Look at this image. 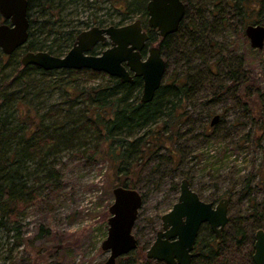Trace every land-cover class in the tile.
Masks as SVG:
<instances>
[{
  "label": "rangeland",
  "instance_id": "rangeland-1",
  "mask_svg": "<svg viewBox=\"0 0 264 264\" xmlns=\"http://www.w3.org/2000/svg\"><path fill=\"white\" fill-rule=\"evenodd\" d=\"M34 1L29 17L38 27L46 15L40 14V6ZM128 1L131 0L66 3L60 11V21L37 35L49 44L53 40L58 42V30L82 31L99 26V22L105 27L140 19L146 26L147 16L139 11H127ZM229 1L187 0L183 26L168 39L162 52L166 62L162 84L184 82L187 91L185 99L176 101L169 115L164 114L156 123L133 135L149 130L144 135L147 146L141 148L138 142L133 145L132 152L138 148L144 152L130 154L132 160L136 155L141 158L140 167L135 163L130 173L143 198L132 230L138 249L117 264H131L135 262L133 258H138L139 264H158L145 261L142 254L145 256L160 226V216L176 201L179 194L176 186L182 178L203 199H229V221L223 229L227 239L226 247L223 246L225 264H255L254 236L264 223L259 216L264 208V129L259 128L264 124V48H252L245 34L248 24L257 23L256 3H248L247 12L239 17ZM159 37L157 32L152 33L153 43ZM104 48L105 45H98L95 53ZM22 54L18 50L14 55L4 54L3 58L11 61L17 57L20 61ZM240 69L247 73L248 82L230 80L229 72L237 76ZM108 77L103 72L73 74L77 88L82 90L105 84ZM36 78L48 80L44 76ZM72 84H56L44 90L37 97L40 113H47L51 121L67 116L76 120V125L82 124L86 103L81 101V96L73 98L71 106L65 102L68 96L65 89H70ZM44 86L40 84L34 92L42 91ZM241 86L249 88L251 99L245 96L247 92L240 91ZM256 88L261 94H255ZM140 95L141 91L138 99ZM101 112L107 115L104 110ZM215 114L219 119L210 126ZM51 121L46 119V123ZM69 124L67 130L71 128ZM87 130L88 126L83 125L78 131L83 132L64 140L48 159L59 173L58 181L47 177L45 172L32 176L38 196L19 217L18 233L20 238L33 240L34 247L25 242L15 245L16 231L0 236V264H102L107 258L109 253L101 249V243L107 233L108 207L113 201L111 190L124 176L117 173V166L108 156L102 155L104 148L90 155L92 143L88 133L91 131ZM127 138L132 140L131 136ZM152 141L156 147L150 148ZM34 168L32 165L31 169ZM40 226L43 233L48 231V236L34 239ZM240 238L243 242L238 247ZM63 243H67L65 248Z\"/></svg>",
  "mask_w": 264,
  "mask_h": 264
},
{
  "label": "trees",
  "instance_id": "trees-1",
  "mask_svg": "<svg viewBox=\"0 0 264 264\" xmlns=\"http://www.w3.org/2000/svg\"><path fill=\"white\" fill-rule=\"evenodd\" d=\"M73 1L76 0H66V2L65 0H36L40 6V14L46 15V18L41 19L40 25L35 27L36 22L28 16L29 37L27 43L19 50L20 53L44 50L52 55H62L70 47L79 31L61 32L58 30L57 33L60 34L57 37L58 42L54 43L53 40L49 44L44 43V39H39L37 34H41L45 28H52L57 21H60V11L63 10L66 3ZM182 2L185 4L187 12V0H182ZM250 2L257 5V23L264 25V0H230L228 3L233 6L234 13L240 17L247 12V4ZM146 4L147 0L128 1L126 4L127 11H139L145 14ZM185 15L179 30L183 26ZM102 23L99 22V26ZM151 35L152 33L149 34L150 39ZM173 36L159 37L156 42L160 46L161 52L166 49L168 39ZM151 44H153L152 39ZM10 55H14V53ZM3 56L4 54L0 51V236L16 231L13 235L15 245L25 242L27 246L34 247L33 240L19 237V217L38 196V186L35 185V179H32L35 173L45 172L47 177L55 178L56 181L59 180V173L48 162V159L58 150L60 144L64 143V140L76 138L79 129L83 125L88 126L87 131L90 130L91 132H85L88 133L92 143V148H89L90 155H94L97 149L101 148L102 150L104 148V151L101 152L102 155L108 156L112 164L117 166V173L120 172L124 176L118 185L136 189L130 173L135 163H137L135 166L140 167L141 158L138 156L132 160L130 154L136 142L141 148L147 146L144 135L149 133V130L143 131L142 134L135 137L133 136L134 133L136 134L156 123L164 114L169 115L174 109L176 101L181 102L185 99L187 88L184 82L165 83L155 92L151 101L142 103L140 98H137L142 87L141 78H134L131 83H122L118 78L109 76L105 84H96L82 90L77 88L73 74L97 75L101 72L88 69L46 71L36 65L22 66L17 57L7 61L4 60ZM10 66H12L11 70L5 72ZM238 73L239 75L236 76L233 71H230V80L233 82H239L241 79L244 82L249 81L245 71L240 69ZM39 76H44L48 80H38L36 77ZM68 82H73V84L70 89H65L68 94L65 102L71 106L70 102L73 98L81 96V101L86 103L84 106L85 120L82 124L76 125V120L68 119L67 116L60 117L57 122L51 121L52 117H49L47 113H40V102L37 97L44 90H50L56 84L64 85ZM42 83L45 85L42 91L34 92L35 88ZM73 90L74 95L72 94ZM248 90L247 86L245 88L241 86L240 91L247 92L245 96L251 99V93ZM254 92L256 95L261 94L259 88H256ZM102 110L107 115L102 113ZM47 118L50 119L51 124L46 123ZM68 124L71 128L67 130ZM259 128L263 130L264 124H261ZM64 129L67 131H62ZM81 132L83 131L78 132V134ZM130 136L132 140L127 138ZM155 144L156 142L152 141L148 147H156ZM135 151L144 152V149L138 148ZM32 165H35L34 170L31 169ZM259 216L264 219V208L259 212ZM259 228H264V223L259 225ZM39 229L40 232L34 239L41 235L48 236V231L42 232V226ZM241 242L243 239H237L236 245L239 247ZM66 246L67 243H63V247ZM224 252L222 245H220L217 256L209 255L207 259L200 257L199 261L196 260V264H225ZM37 254L39 255L38 251ZM128 255L118 258L117 263ZM142 256L145 261H149L144 254ZM133 260L135 262L131 264L141 263L138 258H133Z\"/></svg>",
  "mask_w": 264,
  "mask_h": 264
},
{
  "label": "water",
  "instance_id": "water-1",
  "mask_svg": "<svg viewBox=\"0 0 264 264\" xmlns=\"http://www.w3.org/2000/svg\"><path fill=\"white\" fill-rule=\"evenodd\" d=\"M28 0H0V51L10 55L20 50L28 41ZM147 27L156 30L160 38L179 30L186 9L182 0H148ZM245 34L252 48H264V25L248 24ZM108 42L109 47L99 54L90 51L98 44ZM149 34L140 19L123 25L92 26L78 33L71 48L62 56L47 51H27L20 57L22 66L36 65L46 71L59 69H88L131 83L141 78L140 102L152 100L162 83L166 62L157 44L147 46ZM147 46L146 55H143ZM219 119L213 115L209 125ZM113 201L108 207L107 233L101 249L109 254L102 264H116L117 258L134 252L138 240L132 233L139 210L143 204L135 188L116 185L111 190ZM162 230L145 251L148 259L167 264H191L192 249L199 227L207 223L217 237L229 221L228 200L221 199L215 206L201 200L186 179L180 184V193L172 209L161 216ZM176 237L174 240H170ZM253 261L264 264V229L255 234Z\"/></svg>",
  "mask_w": 264,
  "mask_h": 264
},
{
  "label": "flooded vegetation",
  "instance_id": "flooded-vegetation-1",
  "mask_svg": "<svg viewBox=\"0 0 264 264\" xmlns=\"http://www.w3.org/2000/svg\"><path fill=\"white\" fill-rule=\"evenodd\" d=\"M32 1V0H31ZM148 1V0H147ZM37 3V2H36ZM31 9H32V6H31V2H30V0H28V8H27V15L29 16V11H31ZM145 16H147L148 17V14H147V8H146V13L144 14ZM29 18V17H28ZM141 22H142V20H141ZM95 26H97V25H95ZM142 26H143V29L144 30H146L147 32H148V34H150V33H154V32H157L156 30H150V29H148V27H147V25L145 26V24H144V22H142ZM99 27H103V26H99ZM91 28V27H90ZM89 29V28H88ZM83 31V30H82ZM79 32H81V31H79ZM177 32H179V31H177ZM176 32V33H177ZM176 33H173V34H171V35H168L167 37H169V36H173V35H175ZM77 35H78V33H77ZM77 35H75V38H74V41H75V39H76V36ZM166 37V38H167ZM74 41L72 42V44L74 43ZM150 41H151V39L149 38V42H148V44H147V46H150ZM72 44L70 45V48H71V46H72ZM155 44H157V43H153V44H151V45H155ZM98 45H105V48H107V47H109V43L108 42H104V43H100V44H98ZM98 45H96L91 51H90V53L91 54H99L101 51H99V52H96L95 53V51L97 50V47H98ZM158 45V44H157ZM147 46L145 47V49H144V51L142 52V54L143 55H146V52H147ZM69 48V49H70ZM104 48V49H105ZM68 49V50H69ZM103 49V50H104ZM67 50V51H68ZM15 53V52H14ZM13 54V53H12ZM161 85H162V83H161ZM154 97V96H153ZM153 99V98H152ZM154 142V141H153ZM135 158H138V155H136L135 156ZM183 179H186V178H182L181 180H180V182L178 183V186H176L177 187V189H179V193H180V184H181V182H182V180ZM187 180V179H186ZM188 181V180H187ZM188 184H189V186H190V183H189V181H188ZM190 188L192 189V187L190 186ZM193 190V189H192ZM194 191V190H193ZM196 192V191H195ZM197 193V192H196ZM198 194V193H197ZM178 196H179V194H178ZM178 196H177V198H178ZM198 196H199V198L201 199V200H203V201H205V202H210V203H212V205L213 206H215L221 199H223V198H226L227 200H228V207H229V199L227 198V197H221V198H219V199H217L216 201L215 200H212V199H203L199 194H198ZM176 201H177V199H176ZM175 201V202H176ZM174 202V203H175ZM173 203V204H174ZM173 204L169 207V209L165 212V213H167V212H169L171 209H172V206H173ZM164 214V213H163ZM162 214V215H163ZM161 215V216H162ZM161 216H160V226H159V228L155 231V233H154V237H153V240H152V242H151V244L154 242V240H155V238H156V235H157V233L159 232V231H161L162 230V221H161ZM108 219V218H107ZM227 225V224H226ZM225 225V226H226ZM224 229V228H223ZM223 229H222V231H221V236L220 237H217L215 234H214V232L211 230V228H210V226L207 224V223H203L200 227H199V230H198V234H197V237H196V240H195V243H194V246H193V249H192V257H191V264H196V260L197 261H199V259H200V257H204L205 259H207L208 257H209V255H211L212 257L214 256H217V252H218V250H219V246L220 245H222V248L223 249H225L224 247H226V238L223 236ZM260 229V228H259ZM258 229V230H259ZM264 229V228H263ZM257 232V231H256ZM256 234V233H255ZM136 237V236H135ZM254 238H255V236H254ZM137 239V238H136ZM174 239H176V237H172L170 240H174ZM254 242H255V240H254ZM150 244V245H151ZM150 245H149V247H150ZM224 246V247H223ZM148 247V248H149ZM147 248V249H148ZM253 248H254V245H253ZM132 253V252H131ZM253 253H254V251H253ZM128 254H130V253H128ZM128 254H126V255H128ZM125 256V255H124ZM121 257V256H120ZM119 257V258H120ZM146 257V256H145ZM148 259V258H147ZM252 259H253V256H252ZM117 260H118V258H117ZM117 260H116V264H117ZM148 260H152L153 262H155V263H158V264H167V263H165V262H162V261H158V260H154V259H148ZM254 262V261H253ZM201 264V263H200Z\"/></svg>",
  "mask_w": 264,
  "mask_h": 264
}]
</instances>
